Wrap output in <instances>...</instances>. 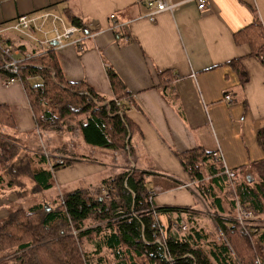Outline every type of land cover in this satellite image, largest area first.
Segmentation results:
<instances>
[{
	"label": "crops",
	"instance_id": "crops-1",
	"mask_svg": "<svg viewBox=\"0 0 264 264\" xmlns=\"http://www.w3.org/2000/svg\"><path fill=\"white\" fill-rule=\"evenodd\" d=\"M146 1L0 0L2 39L19 49V57L52 50L67 80H84L94 91L111 98L115 96L105 68H113L129 92L125 113L132 123L130 152L79 144L73 151L79 157L64 155L71 164L53 172L55 187L46 196L33 189L18 193L1 188L0 221L11 208L36 194L50 203L66 185L90 188L127 165L146 172L154 206L188 207L207 216L210 210L177 156L194 148L206 153L219 150V162L235 171V181L253 182L258 177L255 165L264 160L257 142V132L264 127V65L255 55L257 45L245 39V31L238 41L233 35L250 25L255 14L264 29V0H206L203 9L187 1L172 13L155 14L153 20L146 17ZM44 11L60 15L65 25H72L65 19V11L80 18L92 35L75 33L84 37L80 46L85 49L79 52V45L73 44L46 48L9 30L19 15L36 16ZM51 28L49 19L43 25L46 37H52ZM33 34L44 37L40 32ZM235 59L247 73L243 83L229 63ZM163 81L171 88L163 89ZM225 94L230 101L224 99ZM1 107L11 120L2 123L0 111V132L11 136L20 150L32 151L39 143L45 154L50 133L36 127L22 83L6 84L0 73ZM22 179L27 188L32 186ZM232 190L235 193L234 186ZM229 215H234V208L228 210ZM198 219L196 228L206 234ZM200 246L210 253L209 236Z\"/></svg>",
	"mask_w": 264,
	"mask_h": 264
},
{
	"label": "trees",
	"instance_id": "trees-1",
	"mask_svg": "<svg viewBox=\"0 0 264 264\" xmlns=\"http://www.w3.org/2000/svg\"><path fill=\"white\" fill-rule=\"evenodd\" d=\"M64 15L70 24L83 27L84 22L69 11ZM242 31L248 42L257 45L255 55L264 65V29L256 14L250 25L234 33L235 41L243 37ZM76 47L79 52L85 49ZM5 60L0 53L3 81L15 76L22 83L36 127L50 133L46 149L50 156L79 157L73 152L75 146L71 140L77 135L90 147L131 151L132 123L125 113L129 92L113 68H105L115 96L111 98L94 91L84 80H67L52 50L29 55L14 75L2 68ZM229 63L240 82L247 81L239 59ZM163 85V89L171 88L165 81ZM0 111L2 123L11 120L4 107ZM257 142L264 152V127L257 132ZM42 151L39 143L32 151L20 150L11 136L0 132V189L18 193L33 189L39 196L52 191L53 171L67 167L72 160L68 157L58 165L55 158L47 160ZM177 156L209 210L218 214L215 222L227 239L225 242L218 236L219 241L211 240L213 247L209 254L200 246L208 235L193 222L198 213L179 206H153L152 209L146 172L127 165L101 179L96 186L56 192L49 200L52 204L38 198L35 203L27 204L28 199L11 208L0 221V264H257V261L264 264V222L260 232H253L255 241L249 242L247 234L231 216L221 215L225 212L224 200L231 197L221 163L201 148ZM255 167L258 177L253 182L235 181L234 190L239 203L259 219L264 215V160ZM22 178L28 179L32 186L27 188ZM228 202L230 208H235L233 200ZM154 214L164 218L161 226L170 260L165 257V249L154 242L159 236L152 227ZM183 218L189 219L188 228L179 232L173 223ZM231 251L239 263L234 261Z\"/></svg>",
	"mask_w": 264,
	"mask_h": 264
},
{
	"label": "built area",
	"instance_id": "built-area-1",
	"mask_svg": "<svg viewBox=\"0 0 264 264\" xmlns=\"http://www.w3.org/2000/svg\"><path fill=\"white\" fill-rule=\"evenodd\" d=\"M187 1H193L196 3L198 9H203L206 6V0H181V1H173V0H148L146 1V5L149 8V11L146 13V17L149 20H153V17L155 14L163 11H167L172 13L175 8L184 2ZM110 19L114 18L113 14H110ZM51 20L52 24V37H46V32L43 30V25L46 21ZM58 23L61 24L62 29L59 28L57 25ZM120 24H115L114 27H118ZM10 28L15 30L16 32H19L27 37H31L32 39L39 42L41 45H46V48H55L60 49L65 47L66 44H73V45H81L83 38L86 36H92L90 31H87V28L85 26L83 27H77L75 25H65L63 18L50 11H44L43 13L36 15V16H30L29 14H23L19 15L15 22L10 25ZM86 29V30H85ZM1 29H0V53L6 58L5 62L2 65V68L6 70L8 73L14 75L17 73L19 69V65L27 59V57H19V49L9 43H6L2 39L1 35ZM82 31L85 35L83 38L80 36H77L75 33ZM40 32L44 34L43 39H37L33 33ZM53 43V44H52ZM19 79L15 76L9 77L4 82L6 84L13 83L15 81H18ZM225 100H231L229 94L224 95ZM212 155L215 157L216 161L221 160V154L219 150L212 153ZM214 159V160H215ZM58 165L63 164V160L58 158L55 162ZM224 173L230 183L231 186H234V182L236 179V173L234 170L227 169L224 167ZM154 208V207H153ZM152 208V209H153ZM235 209L237 211V217L236 220H238L240 227L242 228L243 232L250 236V232H256V229H248L249 227L246 225L244 220H251L253 219V213L250 209L247 207L242 206L237 198L235 199ZM152 227L158 232L159 236L155 238V241L157 244H159L161 247L165 249V257L167 260H170L171 257L167 254V246L166 242L163 236L162 229L158 223L157 215L154 214V223L152 224ZM179 230H186V225L184 223L178 225ZM259 231V230H258ZM257 231V232H258ZM194 264V263H192ZM257 264H260L257 261Z\"/></svg>",
	"mask_w": 264,
	"mask_h": 264
},
{
	"label": "rangeland",
	"instance_id": "rangeland-1",
	"mask_svg": "<svg viewBox=\"0 0 264 264\" xmlns=\"http://www.w3.org/2000/svg\"><path fill=\"white\" fill-rule=\"evenodd\" d=\"M9 30H11V31H13V32H16L15 30H13L12 28H10ZM16 33H18V34H21V33H19V32H16ZM21 35H23V34H21ZM23 36H25V35H23ZM26 38L27 39H29L30 41H32V42H36V44H39V42H37L36 40H34V39H32L31 37H27L26 36ZM37 38V37H36ZM44 38V37H43ZM42 38V39H43ZM37 39H39V38H37ZM34 40V41H33ZM34 42V43H35ZM39 45H41V44H39ZM33 81H36V80H33ZM70 134H67V136H69ZM72 140V143H74V146H75V148L76 149H78V146H79V144H82V141H81V138L77 135V137H75V139H71ZM69 148H71V146L69 147ZM44 151V150H43ZM42 151V152H43ZM89 152V151H88ZM46 155H47V157H49L51 160H53L52 158H59V157H61L62 158V160H66L67 158L64 156V154H61V155H54V156H50L49 155V153L46 151V152H44ZM44 154V155H45ZM95 154V153H94ZM96 155V154H95ZM51 164H53V162L51 161ZM50 168V167H49ZM62 167H59V168H57L56 170H59V169H61ZM55 170V171H56ZM54 172V171H53ZM225 174V173H224ZM208 179H209V177H207ZM208 179H206V180H208ZM23 180V179H22ZM24 181V180H23ZM25 182V181H24ZM76 185H78V184H71V185H66V186H64V187H62V190H66V189H69V188H71V187H76ZM229 185H230V183H229ZM232 187L233 186H231L230 185V188L231 189H228V190H230V192H231V200H233V202H235V199H236V196H235V193H234V191L232 190ZM103 194H104V196L106 195V192L103 190ZM38 198H39V196L36 194L33 198L31 197V199H29L28 200V202H27V204H32V203H35L37 200H38ZM230 199H228V200H230ZM228 200H224V204H223V206H224V210H225V212H223L221 215L223 216V217H225L226 218V216H227V214H228V210L229 209H231L230 208V205H229V202H228ZM149 201H150V203H151V208H153V206H154V204H153V199H152V197H149ZM51 203V202H50ZM52 204V203H51ZM155 207V206H154ZM234 207H235V205H234ZM213 209V211H215V209H214V207L212 208ZM198 216V217H197ZM197 216H195L194 217V219H193V222L195 223L196 222V218H199L200 217V221H199V219H198V222H199V224H201L200 226L201 227H203V229H204V231H205V233L209 236V238L211 239V240H216V241H219L220 240V238L218 237V236H222L223 237V239H225V242H227L226 240V237L223 235V233L220 231V229H219V227L217 226V224H216V222H215V219L216 218H219V216H218V214H216L215 215V213H213L212 211H209V215H207V216H202V215H200V213H198L197 214ZM229 216H231V218L230 219H232V220H234L236 223H237V225H238V227L242 230V228L240 227V224H239V222H238V220H236V217H237V211H236V209L234 208V215H229ZM253 217H254V215H253ZM193 218V217H192ZM157 220H158V223L159 224H161V223H164L165 221H164V218H163V220L161 219V218H159L158 216H157ZM189 223V219H188V221L187 220H185V218H183L182 220H180L179 222H174L173 223V228H175V229H177V231H179V232H184V231H186L187 230V225H188V223ZM244 222L246 223V225L249 227V225H251V227H249L248 229H251V230H253V229H256V232L258 231V232H260V230H261V227H260V225L264 222V215H262L261 216V218H259V219H257V218H253V219H251V220H244ZM182 223H184L185 225H186V230H179V228H178V225L179 224H182ZM197 225V224H196ZM250 236H248V239L250 240L249 242H252V240L253 241H255V236L256 235H254V233H253V231H251L250 233ZM252 244V243H251ZM240 253V252H239ZM231 255H232V257H233V259H234V261L235 262H237V263H239V261H238V259H237V256H235V253H233L232 251H231ZM109 257V256H108ZM106 258V257H105ZM142 263H144L143 261H142ZM104 264H108V263H105L104 262ZM240 264V263H239Z\"/></svg>",
	"mask_w": 264,
	"mask_h": 264
},
{
	"label": "bare ground",
	"instance_id": "bare-ground-1",
	"mask_svg": "<svg viewBox=\"0 0 264 264\" xmlns=\"http://www.w3.org/2000/svg\"><path fill=\"white\" fill-rule=\"evenodd\" d=\"M19 81V80H18ZM116 101V100H115ZM117 102V101H116ZM213 156V155H212ZM45 157L49 160V157H47V155H45ZM60 159H62L61 157H59ZM213 158L215 159V157L213 156ZM58 158H56V160H57ZM56 160H55V162H56ZM216 160V159H215ZM64 161V160H63ZM217 161H219V160H217ZM160 225V227H161V229H162V226H161V224H159ZM162 232H163V229H162ZM164 236V235H163Z\"/></svg>",
	"mask_w": 264,
	"mask_h": 264
}]
</instances>
